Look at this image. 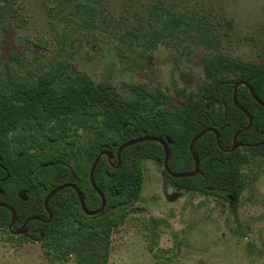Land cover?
Returning <instances> with one entry per match:
<instances>
[{"label": "trees", "instance_id": "trees-1", "mask_svg": "<svg viewBox=\"0 0 264 264\" xmlns=\"http://www.w3.org/2000/svg\"><path fill=\"white\" fill-rule=\"evenodd\" d=\"M16 1L0 0V27L15 15ZM66 2L73 6L74 0ZM148 13L152 36L143 38L145 50L160 42L190 39L193 33L199 43L213 39L214 30L201 17L187 19L162 3L150 5ZM131 34L136 37L138 32ZM11 57L17 59L14 54ZM202 62L205 79L197 91L187 92L184 86L176 90L180 103L160 90H141L134 98H124L111 83L96 84L63 62L34 75H18L9 68L0 78V202L15 211L13 228L29 216L47 219L46 195L69 182L80 189L86 209H98L102 200L91 184L90 166L101 151L110 152L116 164L118 147L128 139L161 137L169 148L168 165L177 172L192 168L189 144L205 128L217 130L220 146L229 147L235 132L248 122L233 102L234 85L246 81L264 102V65L221 52L203 56ZM235 95L237 104L252 117L250 127L237 137L242 146L223 151L215 133L206 131L193 144L200 172L172 177L163 169L172 186L224 199L236 200L241 194L245 187L241 167L264 156V107L245 85L239 84ZM34 125L48 128L65 144L45 147L30 132ZM72 125L91 131L85 143L70 135ZM119 159L115 167L103 155L95 167L94 182L105 198L100 212L87 215L74 189L65 186L47 202L50 221L29 220L25 234H11V212L0 205V230L18 241H39L46 255L62 264H107L112 232L141 199L143 160L153 159L163 168L164 150L157 141L145 140L123 148Z\"/></svg>", "mask_w": 264, "mask_h": 264}, {"label": "rangeland", "instance_id": "rangeland-1", "mask_svg": "<svg viewBox=\"0 0 264 264\" xmlns=\"http://www.w3.org/2000/svg\"><path fill=\"white\" fill-rule=\"evenodd\" d=\"M155 3L208 21L213 39L199 43L193 33L145 50L143 38L152 36L148 10ZM72 5L16 1L15 15L0 27V78L9 68L34 75L63 62L96 84L111 83L124 98L160 90L180 103L176 90L197 91L205 79L203 56L221 52L264 65V0H74ZM74 126L70 135L85 143L91 131ZM30 132L45 147L65 144L48 128L34 125ZM143 165L141 199L112 232L107 264H264V156L241 167L245 187L236 200L188 190L170 200L173 186L162 166L153 159ZM0 264L62 261L46 255L39 241H18L0 230Z\"/></svg>", "mask_w": 264, "mask_h": 264}, {"label": "water", "instance_id": "water-1", "mask_svg": "<svg viewBox=\"0 0 264 264\" xmlns=\"http://www.w3.org/2000/svg\"><path fill=\"white\" fill-rule=\"evenodd\" d=\"M239 84H242V85H245L248 87L249 89V92L251 94V96L253 97V99L259 103L262 107H264V102L256 95V93L254 92L252 86L250 84H248L246 81H241V82H237L235 85H234V93H233V102L234 104L240 108L247 116L248 118V122L247 124L242 127V128H239L235 134L233 135V139H232V144L227 147V148H223L220 146V143H219V133L217 130H215L214 128H205L203 130H201L200 132H198L193 138L192 140L190 141V144H189V149H190V152L192 154V158H193V166L192 168H190L189 170H186V171H181V172H177V171H173L170 169L169 165H168V158H169V148H168V145L166 143V141H164L161 137H157V136H153V135H145V136H141V137H138V138H133V139H128L126 141H124L119 147H118V151H117V163L116 164H113L112 163V159H113V155L108 152V151H101L97 156L96 158L94 159V161L92 162L91 166H90V173H89V177H90V181H91V184L93 186V188L99 193V195L101 196V200H102V203L100 205V207L96 210H88L86 209L85 207V204H84V199H83V195L80 191V189L74 184V183H65V184H62V185H59V186H56L54 187L52 190H50L48 192V194L46 195L45 199H44V206L48 212V218L47 219H43L39 216H29L28 218H26V220L17 228H13V223L15 222V219H16V213L14 211V209L7 205L6 203H3V202H0V205L1 206H5L7 208H9L10 212H11V221H10V224L8 226L11 234L13 235H19V234H25L27 232V228H26V224L29 220H33V219H36V220H41V221H50L51 217H52V214H51V211L47 208V202L48 200L51 198V196H53L58 190H60L61 188L65 187V186H70L74 189V191L76 192L77 194V197H78V201L80 203V206L81 208L83 209V211L87 214V215H93V214H96L98 212H100L103 208H104V205H105V198L102 194V192L98 189V187L96 186L95 182H94V171H95V167L99 161V159L101 158V156H106L110 162V164H113V166L115 167H118L120 165V159H119V156H120V152L123 148L129 146V145H132V144H135L137 142H140V141H145V140H154V141H157L158 143H160L163 147V150H164V160H163V169L165 170V172L172 176V177H185V176H191V175H194L198 172H200V169H199V159L197 158L196 154L194 153L193 151V144L194 142L200 138L206 131H213L215 133V136H216V140H217V145L219 146V148H221L223 151H232L234 149H236L237 147H240L242 146V142L240 140H238V135L240 132L248 129L252 123V117L251 115L248 113V111L239 106L236 102V89H237V86ZM184 190H177V191H174L173 193H171L169 195V199L170 200H173L176 196H178L179 194L183 193ZM42 235V234H41Z\"/></svg>", "mask_w": 264, "mask_h": 264}, {"label": "flooded vegetation", "instance_id": "flooded-vegetation-1", "mask_svg": "<svg viewBox=\"0 0 264 264\" xmlns=\"http://www.w3.org/2000/svg\"><path fill=\"white\" fill-rule=\"evenodd\" d=\"M177 190H183V189H179V188H176V187L173 186L172 191L174 192V191H177ZM184 191H185V190H184Z\"/></svg>", "mask_w": 264, "mask_h": 264}]
</instances>
